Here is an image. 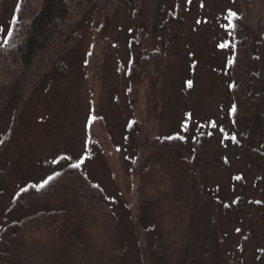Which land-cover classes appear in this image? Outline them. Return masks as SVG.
<instances>
[{"label": "rangeland", "instance_id": "obj_1", "mask_svg": "<svg viewBox=\"0 0 264 264\" xmlns=\"http://www.w3.org/2000/svg\"><path fill=\"white\" fill-rule=\"evenodd\" d=\"M151 1L147 13L146 0H70L74 34L57 65L48 76L38 68L26 77L15 97L23 100L18 111V100L0 110V228L28 215L13 209L16 194L29 183H45L64 162L78 165L102 189L117 219L125 264H144L147 250L148 264H264V187L244 150L248 125L232 117L228 61L244 34L230 11L237 15L239 7L234 0ZM33 2L0 0V54ZM245 34L255 46L254 32ZM252 133L260 147L263 135ZM172 137L181 139L216 222L208 245L197 248L201 229L189 225L182 257L173 241H158L161 257L156 233L147 243L145 228L156 215L150 205L142 210L133 163L140 145H148L144 167L155 147ZM159 193L150 191V197Z\"/></svg>", "mask_w": 264, "mask_h": 264}, {"label": "trees", "instance_id": "obj_2", "mask_svg": "<svg viewBox=\"0 0 264 264\" xmlns=\"http://www.w3.org/2000/svg\"><path fill=\"white\" fill-rule=\"evenodd\" d=\"M234 1L240 11L233 19L241 26L244 35L234 41L228 61L229 69L234 73L231 92L235 110L232 117L248 125L247 132L243 133L247 141L244 150L257 168V179L264 187V0ZM151 2L146 0L144 8L147 13ZM32 5L28 18L21 20L19 26L13 25L1 47L0 110L10 100H18V106L14 107L15 112L18 111L23 100L15 97L21 95L26 77L37 74L38 68L43 76H48L59 61L60 50L73 39L74 27L67 21L70 0H34ZM246 29L257 36L255 46L250 44ZM151 81L150 99L154 100L155 77ZM132 129L134 132L135 128ZM252 130H259L263 135L260 147L253 145L255 135ZM147 146V143L140 145L133 163V170L141 178L142 210L150 205L156 215V222L145 228L147 243L149 235L154 232L159 238L156 244L161 257L163 252L158 241L161 244L167 241L172 246L170 241H173L177 244L174 247L177 254L182 257L183 248L190 242L188 226L193 227L191 230L195 227L201 229L202 237H198L196 243L200 249L212 240L216 221L211 215L206 193L197 183L196 168L181 153V139L172 137L161 141L143 167ZM200 152L194 155L198 166L204 158V153ZM62 164L46 183H29L16 194L13 209H23L28 215L20 221L7 219L1 226L0 262L125 264L126 250L117 219L114 210L104 202L102 189L88 182L76 164ZM157 190L160 192L158 196L150 197V191ZM39 205L44 207L38 209ZM137 231L139 248L143 250ZM169 231H173L171 236ZM201 233L193 231L197 236ZM147 252L141 253L144 264H148ZM261 252L264 257V249ZM166 263L172 264L168 259Z\"/></svg>", "mask_w": 264, "mask_h": 264}, {"label": "snow or ice", "instance_id": "obj_3", "mask_svg": "<svg viewBox=\"0 0 264 264\" xmlns=\"http://www.w3.org/2000/svg\"><path fill=\"white\" fill-rule=\"evenodd\" d=\"M230 16L234 18V17L236 16V14L230 11ZM232 27H235V25H232ZM9 34H10V33H9ZM222 47H224V45H222ZM234 110H235V109H234V106H233V111H234ZM77 166H78V165H77ZM45 183H46V182H45Z\"/></svg>", "mask_w": 264, "mask_h": 264}]
</instances>
